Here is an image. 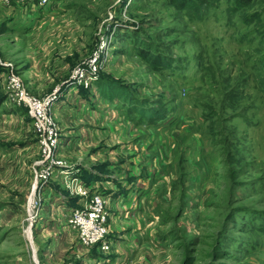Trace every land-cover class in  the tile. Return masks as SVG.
I'll list each match as a JSON object with an SVG mask.
<instances>
[{
  "label": "rangeland",
  "instance_id": "rangeland-1",
  "mask_svg": "<svg viewBox=\"0 0 264 264\" xmlns=\"http://www.w3.org/2000/svg\"><path fill=\"white\" fill-rule=\"evenodd\" d=\"M191 1L0 4V264H264V0ZM11 75L52 99L49 159ZM92 172L143 200L130 236L108 204L107 250L67 224Z\"/></svg>",
  "mask_w": 264,
  "mask_h": 264
},
{
  "label": "built area",
  "instance_id": "built-area-1",
  "mask_svg": "<svg viewBox=\"0 0 264 264\" xmlns=\"http://www.w3.org/2000/svg\"><path fill=\"white\" fill-rule=\"evenodd\" d=\"M24 2H30L42 7L47 4L48 0H0V4L3 5ZM81 77L83 78V75L78 76V78ZM9 93L12 100L28 112L33 122V129L40 136L42 153L45 159H49L58 150L59 145V136H57L55 126L49 116H47L49 108L52 105V99L39 100L28 95L20 85L18 79L12 75L9 78ZM51 164L58 165L56 163ZM51 166L42 171L43 175L41 177L45 179L50 174H53L54 166L52 170H49ZM48 171H51V173ZM60 174L64 176L65 172L63 171ZM63 178L65 180L68 179L67 176ZM68 186H70V193L84 201L80 207L67 208L70 212L67 221L68 226L77 232L78 240L82 245H100L102 249L107 250L108 244L105 241L110 232L108 226V204H110V201L103 194L93 191L95 186L88 187L81 180L73 179ZM34 189L32 192H34ZM29 219H32V215Z\"/></svg>",
  "mask_w": 264,
  "mask_h": 264
},
{
  "label": "crops",
  "instance_id": "crops-1",
  "mask_svg": "<svg viewBox=\"0 0 264 264\" xmlns=\"http://www.w3.org/2000/svg\"><path fill=\"white\" fill-rule=\"evenodd\" d=\"M122 133H123V131H122ZM123 136H125V135H123ZM125 139H127L126 136H125ZM125 139H124V141H125ZM127 152H129V149ZM78 168L79 167H77V169ZM81 169H82V167L79 168V170H81ZM89 174H90L89 179L84 178L87 181H85L84 179H82V180H84V182L86 184H88V186H92L94 183L97 185H100V184L102 185L103 191H104L102 194L105 197H107L109 199V201L111 202V204L114 206V209L112 208L113 217L110 216V219L112 221H114L116 219V216L119 215V213H120L122 218L129 220L128 225L131 226L130 228H132V230H129V232H126V234H124V235L130 236L133 231H136L137 229H139V225L137 224L135 218H133L134 216H131V215L138 214L135 210L139 209L141 207V204L143 203V200L139 196H137V190L134 187V185H136L138 183V179H135V181H134V182H136V184L131 183L132 185H129L128 187H122V186L127 185L126 183H122L121 188H118V186H116V183H114V185H113L114 187H111L110 183L106 182V180L105 181H99V179H97L99 176V173H97V172L95 174L93 172L89 173ZM139 174H140V171L137 168V166H135V164H133L131 170L127 172V175L134 176V177H138ZM124 198H126V202L124 201ZM70 199H71V197H70ZM121 199H123V200H121ZM129 210H130V212H129ZM117 212H119V213L117 214ZM114 215H116V216H114ZM115 228L119 229V227L117 225H115Z\"/></svg>",
  "mask_w": 264,
  "mask_h": 264
},
{
  "label": "trees",
  "instance_id": "trees-1",
  "mask_svg": "<svg viewBox=\"0 0 264 264\" xmlns=\"http://www.w3.org/2000/svg\"><path fill=\"white\" fill-rule=\"evenodd\" d=\"M175 5L181 9H186L188 7H193V2L191 0H171ZM207 1V0H205ZM251 0H239V3H248ZM6 28L0 29V32L5 31ZM150 63L163 65L161 56L151 55L145 56ZM98 94L105 100L113 101L114 99L126 98L127 93H125L124 88L121 86H116L114 83L105 81L102 85L97 84L96 86ZM142 114V113H140ZM150 116L149 113L144 111V118Z\"/></svg>",
  "mask_w": 264,
  "mask_h": 264
},
{
  "label": "bare ground",
  "instance_id": "bare-ground-1",
  "mask_svg": "<svg viewBox=\"0 0 264 264\" xmlns=\"http://www.w3.org/2000/svg\"><path fill=\"white\" fill-rule=\"evenodd\" d=\"M29 229V228H28ZM26 235H27V238L30 240L31 239V236H30V230H27L26 231Z\"/></svg>",
  "mask_w": 264,
  "mask_h": 264
}]
</instances>
